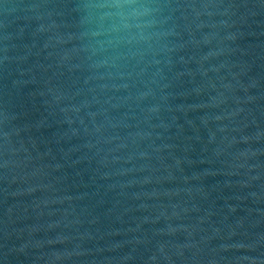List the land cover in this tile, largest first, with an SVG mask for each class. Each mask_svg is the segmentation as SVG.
<instances>
[{"label": "water", "instance_id": "water-1", "mask_svg": "<svg viewBox=\"0 0 264 264\" xmlns=\"http://www.w3.org/2000/svg\"><path fill=\"white\" fill-rule=\"evenodd\" d=\"M0 264H264V0H0Z\"/></svg>", "mask_w": 264, "mask_h": 264}]
</instances>
